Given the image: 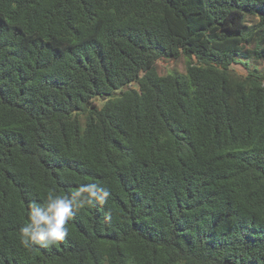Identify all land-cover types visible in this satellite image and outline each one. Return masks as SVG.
<instances>
[{"label":"trees","instance_id":"16d2710c","mask_svg":"<svg viewBox=\"0 0 264 264\" xmlns=\"http://www.w3.org/2000/svg\"><path fill=\"white\" fill-rule=\"evenodd\" d=\"M263 61L264 0H0V264H264ZM82 183L111 196L25 247Z\"/></svg>","mask_w":264,"mask_h":264},{"label":"clouds","instance_id":"9594fccd","mask_svg":"<svg viewBox=\"0 0 264 264\" xmlns=\"http://www.w3.org/2000/svg\"><path fill=\"white\" fill-rule=\"evenodd\" d=\"M110 196V190L97 183H82L63 194L49 189L44 202L32 200L27 205V222L19 229L21 243L25 247H47L64 240L69 233V221L77 210L102 205Z\"/></svg>","mask_w":264,"mask_h":264},{"label":"rangeland","instance_id":"374dc122","mask_svg":"<svg viewBox=\"0 0 264 264\" xmlns=\"http://www.w3.org/2000/svg\"><path fill=\"white\" fill-rule=\"evenodd\" d=\"M248 23L249 25L253 24L256 19L255 17L248 16ZM262 65H264V61L262 62ZM235 68H237L240 71H243V68L240 66L235 65ZM158 72L160 74H166L168 72L176 71L179 73H185L186 69V62L184 57H179L178 59L175 60H161L157 66ZM99 104V102H97Z\"/></svg>","mask_w":264,"mask_h":264}]
</instances>
